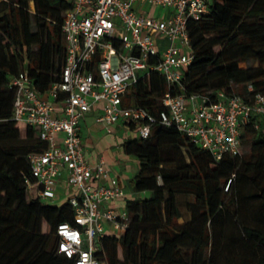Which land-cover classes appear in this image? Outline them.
Masks as SVG:
<instances>
[{
  "label": "trees",
  "instance_id": "obj_1",
  "mask_svg": "<svg viewBox=\"0 0 264 264\" xmlns=\"http://www.w3.org/2000/svg\"><path fill=\"white\" fill-rule=\"evenodd\" d=\"M69 7V0H0V264H70L56 252L54 233L60 223L73 224V210L67 201L43 203L29 187L27 157L43 144L38 129L14 120L8 86L22 71L39 93L59 80L65 64L61 23ZM208 8L187 23L193 58L185 92L245 94L251 83L264 94V0H210ZM167 91L177 89L147 72L126 105L157 117ZM121 146L138 162L131 184L143 196L124 201L127 229L101 239L105 264H218L216 247L230 225L239 230L241 249L225 263L264 264V125H245L240 152L220 160L159 123L148 138L128 136ZM178 194L192 196L187 218L178 209ZM248 203L258 224L244 220Z\"/></svg>",
  "mask_w": 264,
  "mask_h": 264
},
{
  "label": "built area",
  "instance_id": "obj_2",
  "mask_svg": "<svg viewBox=\"0 0 264 264\" xmlns=\"http://www.w3.org/2000/svg\"><path fill=\"white\" fill-rule=\"evenodd\" d=\"M61 32L65 64L57 82L39 93L26 71L8 79L13 90L16 121L38 129L43 148L31 152L33 187L40 200H57L62 180L73 210V224L55 229V250L70 264H105L101 239L119 235L130 222L125 207L112 203L124 198L122 185L105 160L86 158L80 122L99 111L95 121L110 132L121 125L131 137L146 139L154 123L174 127L216 159L240 152L241 133L249 122L264 125V94L251 83L245 94L186 93L184 74L193 49L187 23L208 12L210 0H69ZM162 6L164 19L139 14L135 4ZM165 40V44L163 41ZM147 72L161 75L168 86L162 97L165 110L157 117L126 105L132 87ZM64 175V177H63Z\"/></svg>",
  "mask_w": 264,
  "mask_h": 264
},
{
  "label": "crops",
  "instance_id": "obj_3",
  "mask_svg": "<svg viewBox=\"0 0 264 264\" xmlns=\"http://www.w3.org/2000/svg\"><path fill=\"white\" fill-rule=\"evenodd\" d=\"M134 8L141 15L154 16L159 19L167 18L171 14L169 9L147 3H137ZM163 43L165 44V40ZM98 113L99 111H93L85 115L80 122V135L88 161L93 165L98 158H103L111 174L118 177L125 199L116 200L112 205L121 208L124 207L126 199L139 197V194L133 191L131 184V178L138 169V162L122 150V142L129 136V132L121 125H114L110 132L106 131L103 125L95 121ZM69 192V188L62 180L58 186L59 199L63 198L64 201L65 195Z\"/></svg>",
  "mask_w": 264,
  "mask_h": 264
},
{
  "label": "rangeland",
  "instance_id": "obj_4",
  "mask_svg": "<svg viewBox=\"0 0 264 264\" xmlns=\"http://www.w3.org/2000/svg\"><path fill=\"white\" fill-rule=\"evenodd\" d=\"M30 10L33 11V5L31 3H30ZM249 65H252V63L248 64L246 66H249ZM242 67H244V65ZM130 132L131 131L129 130V136L131 137ZM247 150H248V145L243 143L242 148H241V153H245ZM139 196H143V195L139 194ZM191 201H192V196L189 194H178L177 195V206H178V209H179L181 215L183 216V218H185V216L186 217L188 216L187 205ZM63 202H65V201H63V198L53 200V201L52 200H43V203H45V204H53V205H58V206L60 204H62ZM244 215H245L244 220L249 225H255V224L259 223V219L256 216V209H255V207L251 206L249 203L247 204L246 211H245ZM228 228H229V230H228ZM225 232H226V236L221 239L219 245L216 247L217 252H218V258H217L218 264H226L224 257H227L230 253H232V251H233V253L239 254L240 249H241V246H240L241 242H240L239 238L237 239V236H239L238 228L234 227V226L232 227L231 225L226 226ZM231 236L235 237L236 239L234 240ZM226 245H228V246H226Z\"/></svg>",
  "mask_w": 264,
  "mask_h": 264
}]
</instances>
